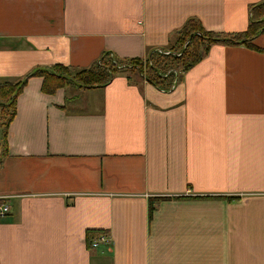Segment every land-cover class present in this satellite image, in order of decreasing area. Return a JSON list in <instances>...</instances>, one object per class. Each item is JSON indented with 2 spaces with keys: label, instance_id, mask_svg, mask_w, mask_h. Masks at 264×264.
Returning a JSON list of instances; mask_svg holds the SVG:
<instances>
[{
  "label": "crops",
  "instance_id": "crops-1",
  "mask_svg": "<svg viewBox=\"0 0 264 264\" xmlns=\"http://www.w3.org/2000/svg\"><path fill=\"white\" fill-rule=\"evenodd\" d=\"M263 1L0 0V82L170 50L191 17L245 31ZM254 44H213L169 90L125 70L52 94L29 78L0 165V264H264V34ZM88 229L109 240L89 248Z\"/></svg>",
  "mask_w": 264,
  "mask_h": 264
},
{
  "label": "trees",
  "instance_id": "trees-1",
  "mask_svg": "<svg viewBox=\"0 0 264 264\" xmlns=\"http://www.w3.org/2000/svg\"><path fill=\"white\" fill-rule=\"evenodd\" d=\"M264 34V1L251 6V20L248 28L241 32H217L206 29L200 19L191 17L174 32L175 42L166 48L151 49L145 57L120 58L105 51L98 60L86 68L55 64L50 67L34 68L25 77L0 82V165L8 150V130L17 112V98L29 78L44 79L42 89L52 94L59 88H94L106 86L121 71L137 72L159 88L169 90L177 76L175 72H186L200 62L213 44L246 45L257 48L254 40ZM168 51L169 53H166ZM156 204L150 199V217ZM104 231L87 230L88 247Z\"/></svg>",
  "mask_w": 264,
  "mask_h": 264
},
{
  "label": "built area",
  "instance_id": "built-area-1",
  "mask_svg": "<svg viewBox=\"0 0 264 264\" xmlns=\"http://www.w3.org/2000/svg\"><path fill=\"white\" fill-rule=\"evenodd\" d=\"M10 213V206L8 204H0V218L5 217ZM109 240L108 234H102L92 242V247L96 248L101 243L107 242Z\"/></svg>",
  "mask_w": 264,
  "mask_h": 264
},
{
  "label": "rangeland",
  "instance_id": "rangeland-1",
  "mask_svg": "<svg viewBox=\"0 0 264 264\" xmlns=\"http://www.w3.org/2000/svg\"><path fill=\"white\" fill-rule=\"evenodd\" d=\"M166 53H169L168 51H166ZM175 74L177 75L178 74V72H175ZM0 135H1V129H0Z\"/></svg>",
  "mask_w": 264,
  "mask_h": 264
}]
</instances>
